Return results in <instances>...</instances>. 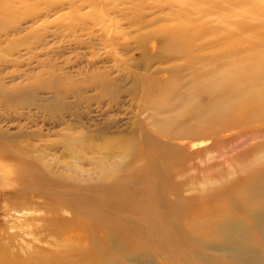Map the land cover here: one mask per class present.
<instances>
[{
  "label": "bare ground",
  "instance_id": "obj_1",
  "mask_svg": "<svg viewBox=\"0 0 264 264\" xmlns=\"http://www.w3.org/2000/svg\"><path fill=\"white\" fill-rule=\"evenodd\" d=\"M118 1L82 0L94 7ZM170 2L177 12L167 18L175 22L165 30L161 64H176L140 81V150L133 138L122 156L94 159L91 175L112 182L78 189L44 178L17 146L0 149V159L17 165L0 164V179L42 177L48 187L86 194L72 199L70 221L46 227L49 237L76 232L83 249L51 263L49 254L22 258L0 247V264H264V142L234 149L247 137L264 138V0ZM45 6V0H0L5 62L11 56L2 47L5 33L22 21L34 23ZM70 7L76 13L77 6ZM215 15L223 17L220 29L196 25ZM219 31L227 36L212 48L224 51L208 56L203 40ZM39 34L19 41L24 51L42 42ZM90 143L64 141L70 170L84 172Z\"/></svg>",
  "mask_w": 264,
  "mask_h": 264
},
{
  "label": "rangeland",
  "instance_id": "obj_2",
  "mask_svg": "<svg viewBox=\"0 0 264 264\" xmlns=\"http://www.w3.org/2000/svg\"><path fill=\"white\" fill-rule=\"evenodd\" d=\"M170 1L120 0L94 7L82 0H45L46 10L34 23L22 21L16 29H8L2 39L8 45L2 47L11 56L7 62L0 56V149L17 146L44 178L78 189L112 182L114 178L91 175L94 159L122 156L133 138L139 139L140 150V122L145 119L140 113V81L161 77L165 67L176 64H161L165 30L175 22L167 18L177 12ZM71 4L77 6L76 13ZM199 20L196 25L215 31L223 26L219 15ZM86 27L87 31H79ZM39 33L42 42L24 51L27 48L19 41H34ZM226 36L219 31L206 37L205 54L223 52L212 47L217 38ZM70 137L93 142L85 147L89 157L82 161L84 172L68 167L73 162L64 141ZM245 139L234 147L237 152L264 142L261 137ZM0 164L17 168L6 159ZM0 180V247L7 253L22 258L33 252L49 254L55 263L59 255L86 246L76 232L49 237L46 229L70 221L72 199L85 193L48 187L42 177L12 174ZM154 263L164 264L162 259Z\"/></svg>",
  "mask_w": 264,
  "mask_h": 264
}]
</instances>
